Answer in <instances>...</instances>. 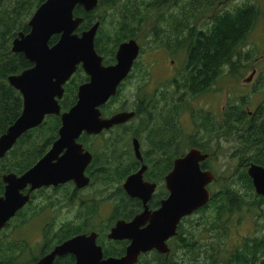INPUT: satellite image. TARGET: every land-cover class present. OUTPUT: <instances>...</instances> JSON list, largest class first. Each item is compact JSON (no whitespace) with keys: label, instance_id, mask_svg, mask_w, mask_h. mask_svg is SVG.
Listing matches in <instances>:
<instances>
[{"label":"trees","instance_id":"1","mask_svg":"<svg viewBox=\"0 0 264 264\" xmlns=\"http://www.w3.org/2000/svg\"><path fill=\"white\" fill-rule=\"evenodd\" d=\"M44 1L0 0V137L21 116L24 108L23 97L11 86L9 77L33 66L23 54L12 51V42L19 33L30 31L29 21ZM226 1L99 0L91 13L76 8L75 16L84 18L78 33L100 22L95 49L105 65L116 62L118 47L130 39L138 41L141 55L146 43L150 44V50L165 49L172 56L186 50V54L176 76L154 89L148 85V69L139 60L135 62L117 95L101 107L103 117L123 111H134L135 117L98 136L84 133L78 140L92 154V162L86 170L91 179L89 186L78 190L70 182L32 193L30 202L0 232V264H36L57 245L92 232L98 234L97 242L105 258L123 256L129 242L109 240L110 230L117 221H131L143 211L142 202L126 194L123 188L126 179L146 165L145 181L158 185L149 208L158 209L169 195L165 177L172 171L174 161L193 147L210 155L201 167L215 175L208 187L211 199L205 207L182 220L177 235L168 242L167 255L152 251L142 255L137 264H264V233L245 237L233 249L227 246L234 221L239 222L244 216L264 220V198L255 193L248 175L251 163L264 167L261 108L250 115L242 108V103L239 105L229 99L225 110L213 117L189 105V101L202 95L222 77L228 63L238 60L261 15L256 0L231 10L224 7ZM217 3L219 12L212 18L209 30L197 32L194 26L198 18L211 13ZM58 39L59 36H54L50 45ZM134 78V101L128 103L121 97ZM88 81L89 77L79 67L64 86L65 92L59 101L62 113L77 103L79 87ZM185 112L191 116L192 134L184 133L180 124ZM61 126L60 116H47L0 159V198L5 191L3 176L11 173L20 176L30 170L59 138ZM134 139L143 144L142 161L134 154ZM222 141L232 143L233 157L237 159L230 181L224 172L217 174L211 166L214 145ZM88 189L95 191L83 194ZM104 204H112L106 217L102 212ZM61 209L75 210L73 219L57 222L56 214ZM197 214L200 216L191 220ZM31 228L40 231L35 243L28 235ZM201 230L217 233L215 241L205 240ZM55 264H75V258L67 255L57 258Z\"/></svg>","mask_w":264,"mask_h":264},{"label":"water","instance_id":"2","mask_svg":"<svg viewBox=\"0 0 264 264\" xmlns=\"http://www.w3.org/2000/svg\"><path fill=\"white\" fill-rule=\"evenodd\" d=\"M99 0H45L29 21L30 31L19 33L12 42V51L23 54L33 66L9 77V83L23 97L21 116L0 137V159L15 146L28 131L39 127L47 116H60L62 126L59 138L47 154L30 170L18 176H3L4 195L0 198V232L31 200V195L42 188H56L72 182L78 190L90 184L86 174L92 154L86 151L79 138L82 134L98 136L115 126L128 123L134 111L118 112L103 117L101 107L117 95L120 85L128 78L141 54L135 39L122 43L116 53V62L105 65L95 49L100 22L78 33L84 21L75 16L77 7L93 12ZM59 36L54 45L50 41ZM81 67L89 81L79 87L77 103L62 113L59 101L64 86ZM136 158L142 161L140 144L132 141ZM210 157L199 148H191L174 161L172 171L165 177L168 197L158 209L149 203L156 193L157 184L145 181L146 165L130 175L123 188L126 194L143 204V211L131 221L119 220L110 230L111 241H128L121 257L105 258L98 244V234H81L57 245L36 264H55L57 258L72 255L75 264H137L142 255L152 251L167 255L169 241L177 235L184 218L205 207L211 193L208 189L215 180L211 170L201 164ZM255 193L264 198V167L251 163L248 167Z\"/></svg>","mask_w":264,"mask_h":264},{"label":"rangeland","instance_id":"3","mask_svg":"<svg viewBox=\"0 0 264 264\" xmlns=\"http://www.w3.org/2000/svg\"><path fill=\"white\" fill-rule=\"evenodd\" d=\"M247 1L249 0H227L224 7L231 10ZM255 2L260 8L261 15L255 28L249 35L246 45L242 48L240 57L237 60L246 63V65H238L235 70L236 72L233 73L230 71L224 72L223 76L217 80L214 92L192 101V103L195 102L193 103L194 105H208L210 109H215L220 114L221 109L226 105L230 98L244 96L246 94L250 95L251 93L250 104H252V108L258 105L263 99L264 84L261 83L258 87L259 92L255 93L254 86H249L247 83V80L252 75V69H264V0H256ZM143 47L146 48V50L138 60L140 64L149 71L148 85L151 89L170 81L174 70L180 69L183 64L184 58L182 56L184 53L172 56L164 49L150 50V44L147 43L144 44ZM172 61H174V63ZM135 83L136 78L132 79L130 84L125 87L123 92L124 96L121 97L123 100H127L128 103L134 101L135 88L133 85ZM180 124L184 128V133L192 134V122L186 113L180 118ZM215 144L216 147L214 145L215 152L212 153L213 159H211V166L217 174L224 172L225 177H229L227 178V181H230L237 162V159L233 157L232 143L222 141L220 144L217 142ZM217 188L218 186L215 187V189ZM94 191L95 190L88 189L83 194H92ZM111 205L112 204L103 205L102 212L105 214V217L109 215ZM67 210L68 209H61L56 214L57 222L73 219L75 210H72L71 212H68ZM199 216L200 214L194 215L191 217V220H196ZM231 227L232 228L229 230L230 236L227 240V246L230 249H233L234 247L239 246L245 237L262 235L264 233V220L252 216H244L239 220V222L234 221ZM201 231L204 233L203 238L205 240L215 241L217 233L212 232L209 234L207 231ZM29 232L31 233H28L30 241L35 243L40 238V231L35 228H31Z\"/></svg>","mask_w":264,"mask_h":264},{"label":"flooded vegetation","instance_id":"4","mask_svg":"<svg viewBox=\"0 0 264 264\" xmlns=\"http://www.w3.org/2000/svg\"><path fill=\"white\" fill-rule=\"evenodd\" d=\"M225 3H226V2H225ZM224 6H225V5H224ZM219 8H220V4L217 3L215 6H213V9H212L211 13L206 14V15H203V16H201L200 18H198V20L196 21L195 26H194V28L197 29V32L202 33V32H206V31L209 30V28H210V26H211L212 18L215 16V14H216L217 12H219ZM164 50H165V49H164ZM183 51H184V52H182V53H184V55H183L182 57L184 58V56H185V54H186V50H183ZM167 52H168V51H167ZM168 54L171 55L169 52H168ZM171 57H172V56H171ZM172 62L174 63V61H172ZM240 64H241V65H246V63H243V62H240V61H236V60L233 61L232 63H228V64L224 67L223 74H224V72H229V71H230L231 73L236 72V71H235V70H236V67H237L238 65H240ZM225 69H226V71H225ZM176 73H177V70H174L173 75H172V79L176 76ZM223 74H222V76H223ZM251 74H252V75H251L250 78L247 80V83H248L249 86H254V92L257 93V92H259V89H258L259 85H261V83L264 84V69L258 70V69H256V68H254V69H252ZM252 78H253V79H252ZM217 80H218V79H217ZM217 80H216L214 83H212V85L210 86L209 89H207L206 92L202 93V95L198 96L196 99H194V100H192V101H195V100H197L198 98H201L202 96L212 94V93L214 92V87H215V85H216ZM252 92H253V91H252ZM255 93H254V94H255ZM250 95H251V93H250ZM250 95H249V94H246V95H244V96H239V97L230 98V100H231V101H236V102H238L239 105H241V103H242V104H243V105H241L242 108H243L245 111H247L250 115H255L256 112L259 111L260 108H261V111L259 112V114H260L261 116L264 117V97H263V99L260 101V103H259L258 105H256L254 108H252V107H251L252 104H250V102H251V97H250ZM185 96H186V95H185ZM192 101H191V102L189 101V105H190L191 107H193V108L195 107L196 109H198L200 113L204 112V113H207V114H209L210 116H213V117H218V116L220 115L219 112H218L217 110H215V109H210V108L208 107V105H206V106H203V105H202V106H196V105L193 104V103H195V102L192 103ZM186 104H187V103H186ZM227 104H228V102L226 103V105H227ZM187 105H188V104H187ZM189 105H188V106H189ZM226 105L221 109V112L225 110ZM185 113L187 114V116H189V117L191 118L189 112H185ZM137 140H138V139H137ZM138 142H139V144H140V148L142 149V148H143V144H142V142H140L139 140H138ZM157 189H158V185H157ZM156 192H157V191H156ZM153 196H154V195H153Z\"/></svg>","mask_w":264,"mask_h":264}]
</instances>
